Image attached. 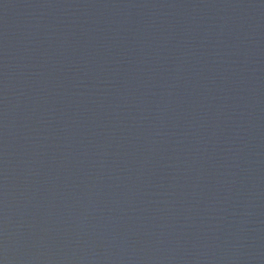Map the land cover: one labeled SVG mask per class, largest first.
<instances>
[{"label":"water","instance_id":"water-1","mask_svg":"<svg viewBox=\"0 0 264 264\" xmlns=\"http://www.w3.org/2000/svg\"><path fill=\"white\" fill-rule=\"evenodd\" d=\"M0 264H264V0H0Z\"/></svg>","mask_w":264,"mask_h":264}]
</instances>
